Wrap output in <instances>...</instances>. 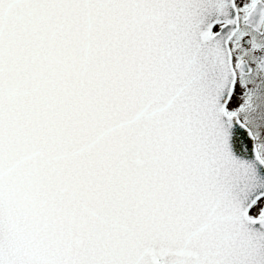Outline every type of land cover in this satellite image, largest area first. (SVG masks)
Wrapping results in <instances>:
<instances>
[{"label": "snow or ice", "instance_id": "1", "mask_svg": "<svg viewBox=\"0 0 264 264\" xmlns=\"http://www.w3.org/2000/svg\"><path fill=\"white\" fill-rule=\"evenodd\" d=\"M0 264H264V0H0Z\"/></svg>", "mask_w": 264, "mask_h": 264}]
</instances>
